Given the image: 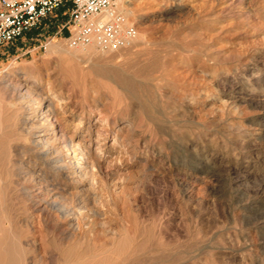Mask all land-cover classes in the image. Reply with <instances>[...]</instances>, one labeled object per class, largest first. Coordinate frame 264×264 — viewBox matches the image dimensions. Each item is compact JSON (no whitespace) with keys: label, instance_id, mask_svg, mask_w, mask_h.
Listing matches in <instances>:
<instances>
[{"label":"rangeland","instance_id":"rangeland-1","mask_svg":"<svg viewBox=\"0 0 264 264\" xmlns=\"http://www.w3.org/2000/svg\"><path fill=\"white\" fill-rule=\"evenodd\" d=\"M122 2L138 34L128 47L80 52L40 26L0 48L11 264H264V0ZM25 75L57 97L86 177L28 152L3 85Z\"/></svg>","mask_w":264,"mask_h":264},{"label":"built area","instance_id":"built-area-1","mask_svg":"<svg viewBox=\"0 0 264 264\" xmlns=\"http://www.w3.org/2000/svg\"><path fill=\"white\" fill-rule=\"evenodd\" d=\"M122 0H0V48L24 39L40 26L66 34L72 48L113 51L131 45L136 26ZM40 47L46 48V43Z\"/></svg>","mask_w":264,"mask_h":264},{"label":"bare ground","instance_id":"bare-ground-1","mask_svg":"<svg viewBox=\"0 0 264 264\" xmlns=\"http://www.w3.org/2000/svg\"><path fill=\"white\" fill-rule=\"evenodd\" d=\"M122 10H123V12H124L126 17H129L130 15H132L131 12L126 10L125 8H123ZM134 41H135V39H134ZM137 41H139V40H137ZM49 46L51 48H53V49L59 48L58 44H53V45L50 44ZM91 47L93 48V46H87V48H85V49L86 50L89 49V48L91 49ZM81 49H83V48H80V49L78 48V51L80 50V52H81ZM92 51H94V50H92ZM67 53H69L68 55H71L70 52H67ZM31 70L32 69H30L29 71H31ZM40 81H38L37 78H34L31 81V78H29L28 75L18 76L16 78H14V77L11 78L10 76H8V78L3 81L4 87L6 89H8L12 93L11 95L12 96L14 95L17 99H19V101H21L20 102L21 103V107L20 108L22 109V112L19 115L20 116V125H21L22 129L24 130V132L26 134V136H25L23 141H27L29 143V145L31 146V148H29L27 150H28V152L30 154L33 155L35 160H38L41 163V165L43 167V170L44 169H48V171L54 172L55 175H61V176L65 175V176L70 177V175H72V176L76 175V177H78L79 179L83 178V177H86L87 173L85 171V166L84 165L79 166L78 162H76V163H73V162H74V157H75V155L77 153L79 154L78 157H80L82 159L84 157L85 153L87 154L88 152H87V150H85L84 145L82 144V142L80 140L76 144H74V141L72 140V136L68 137L66 135L65 130L62 127L58 126L57 121L59 120V117H58L57 113L55 112L57 107L55 109L49 108V105L52 102V100L54 98H57V97L50 90H45L46 91L45 92L43 90V86H42V83ZM57 102H59L58 105H60V104L61 105H65V103H66L65 101L63 102L62 99L61 100H57ZM15 112H16V110H15ZM16 120H17V118H16ZM0 126H1V123H0ZM13 126H12V128H13ZM18 139L21 140V138H18ZM22 139H23V137H22ZM7 141H4V142H7ZM54 141L59 142V146L57 148H56V146L54 147L52 145V143ZM7 143H5V145ZM2 145H3V143H2ZM8 146H3V147L7 148ZM3 147L0 146V153L1 154H2V151H4L6 149L5 148L4 150H2ZM87 147H88V145H87ZM7 152H8V150L5 152V154ZM1 154H0V163L2 165L3 162L1 161V159L4 160L5 158H4V153H3V157L1 156ZM14 163H17V162H14ZM73 164H74V168H71L72 170H70L69 166H71ZM11 167H9V168H11ZM19 167H21V166H19ZM0 168H1V166H0ZM2 169H0V170H2ZM77 170H79V171L76 172ZM1 172H3V171H1ZM45 172L46 171H44L42 173H45ZM42 173L40 171L39 172L38 171H33V174L36 175L38 178H41V180L44 179V177H43L44 175ZM48 175H49V173H48ZM43 182H45V181H43ZM5 192H6V190H5ZM55 201H52V206L53 207H56L58 205L57 202H55ZM65 212H66V210H65ZM5 225H7V224H5ZM6 232H7V230H6ZM16 236L18 237V235H16ZM5 240L3 239L2 241H0V264H11L12 257L9 256L11 250H10V246L8 245V243L5 242Z\"/></svg>","mask_w":264,"mask_h":264}]
</instances>
